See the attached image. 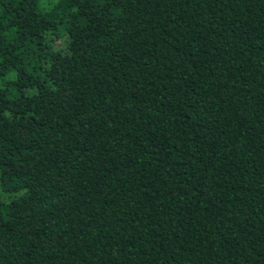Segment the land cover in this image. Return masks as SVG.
<instances>
[{
  "label": "trees",
  "instance_id": "obj_1",
  "mask_svg": "<svg viewBox=\"0 0 264 264\" xmlns=\"http://www.w3.org/2000/svg\"><path fill=\"white\" fill-rule=\"evenodd\" d=\"M0 264H264V0H0Z\"/></svg>",
  "mask_w": 264,
  "mask_h": 264
}]
</instances>
